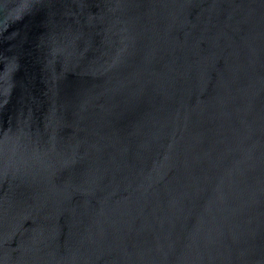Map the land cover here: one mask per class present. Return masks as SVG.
I'll return each mask as SVG.
<instances>
[{
	"label": "water",
	"instance_id": "obj_1",
	"mask_svg": "<svg viewBox=\"0 0 264 264\" xmlns=\"http://www.w3.org/2000/svg\"><path fill=\"white\" fill-rule=\"evenodd\" d=\"M0 264H264V0H0Z\"/></svg>",
	"mask_w": 264,
	"mask_h": 264
}]
</instances>
